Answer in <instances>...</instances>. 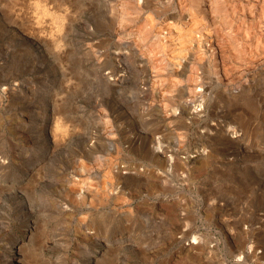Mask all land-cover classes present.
<instances>
[{"label":"bare ground","instance_id":"6f19581e","mask_svg":"<svg viewBox=\"0 0 264 264\" xmlns=\"http://www.w3.org/2000/svg\"><path fill=\"white\" fill-rule=\"evenodd\" d=\"M56 5L61 11H54L53 28L48 34L46 32V35L41 32L39 33L41 35H38L44 38L46 48L54 57V70L59 66L66 80L54 93V118L52 117L54 121L51 128L48 127L49 131L45 128L53 140V148L50 149L51 145L47 144L43 148L46 152L43 153L55 154L68 146L69 135L73 133L71 129H74L75 121H80V116L71 108L73 106L67 103L69 98H73L78 107L88 108L98 119L93 124L98 125L100 138L96 135L91 140L95 142L103 140L107 144H113L117 151L124 142L130 148L135 147L137 151L139 149L150 154L139 157L138 164L133 162L121 165L123 162L119 160L117 154L111 155L108 152L105 156L97 155L95 150L98 146L89 145L80 151L77 150L78 154L71 160V168H66L64 175L67 182L76 181L81 194L76 198L78 192L76 188L64 187L62 205L67 216H73L79 208L86 212V220L90 222L96 217L102 218L108 212L112 214L126 212L127 215H131L132 209L123 207V204L137 192L125 191L126 188L116 191L115 187L120 183L125 186L131 182L139 183L142 178L146 179L145 184L152 195L166 192V189L157 188L162 179L181 180L184 176L190 183L199 177H209L212 183L207 187L209 190L206 191L205 199L211 200L213 204L205 209L206 217L212 216V209L217 210L225 203L228 205L231 197L228 195L227 182H234L228 169L235 161L233 157L221 156L225 160L221 165L217 164L216 161L222 151L217 150L214 143L218 142L224 146L226 156L228 148H235L236 157L243 155L247 150V155L254 161L259 159V163L264 162V145L257 147V150L252 144H248V141L258 139L256 123L264 118V0H58ZM98 7L102 8V17L98 16L104 20V31L111 37V42L97 59L90 58L96 45H92L88 31L79 34V37L77 35L78 28L89 31L93 29L91 23L97 20ZM8 12H4V18L7 20L14 16ZM42 12L47 15L49 11L43 9ZM40 22H36L38 31H42ZM76 38L81 41L80 48L78 42L75 43ZM104 69H107L106 71L109 69L108 76L114 77L120 70H125V74L110 82L108 76L101 73ZM13 80L15 78L11 75L0 76V85H4L3 91L9 94V97L3 98V93H0V100L8 101L13 98L18 103L22 98L21 85L19 83L12 85ZM109 120L110 123L124 122L127 126L118 129L113 124L114 130L108 131L102 125ZM153 120L163 127L148 130L147 133L137 130V127H142V122ZM170 124L184 128L183 132L172 129L170 131L178 141L194 127L201 141L192 151L187 152L179 145L174 147L161 144L166 139L163 131L167 130ZM155 134H159L158 141L155 140ZM156 142L158 145L155 146ZM168 151L170 157L166 155ZM76 158H79L80 162L74 166ZM145 158L148 163H141ZM25 163L27 162L24 160L17 163L14 177L20 176V170ZM29 164H33V161H29ZM40 168L41 166L37 164L30 171V177L32 176L36 183L41 178L38 176ZM235 180L241 182L239 176ZM31 182L27 180L26 184ZM3 185L0 188H3ZM64 185L67 186L64 183L61 187ZM25 200L27 201L26 198ZM219 202L224 204L220 205ZM176 205L174 201L168 200L160 204L158 210L169 224H173V228L178 229L180 216ZM105 207L108 211H105ZM99 211L101 213L98 215ZM257 213L258 216L254 219L264 218L262 210ZM263 220L256 221L259 223L256 227L252 226L253 220L248 221L243 216H238L234 220L233 227L226 220V229L234 228L230 234H235L236 239H241L232 252L233 256L242 254V263L253 261L254 264H260L264 258V242L260 237L264 232ZM74 228L75 232H80L79 241H82L74 243L76 245L73 255L76 264H109L110 259L106 255L107 245L105 247L98 238H91L90 234L82 232L81 225L76 224ZM94 228L96 227L92 229ZM26 232L24 227L21 228L20 236L16 235L11 239L9 248L1 246L0 264H43V257H40L42 252L38 255L29 248H23L22 241ZM192 232L190 228L180 236H188ZM27 233L29 236L34 234ZM249 236L252 239L254 236L259 238L258 241H253L251 249L247 250ZM258 248L261 249L260 253L256 252ZM206 249V245H201L199 241L182 246L184 255L190 257L199 256L206 252Z\"/></svg>","mask_w":264,"mask_h":264},{"label":"rangeland","instance_id":"374dc122","mask_svg":"<svg viewBox=\"0 0 264 264\" xmlns=\"http://www.w3.org/2000/svg\"><path fill=\"white\" fill-rule=\"evenodd\" d=\"M57 1L58 0H0V44H2L0 45V76L4 74L13 76L15 80H13L12 85L19 83L21 85V94H23L18 103H16L13 98L8 101L0 100V187L4 184L3 188H0V249L1 246L9 248L11 239L16 235L20 236L21 228L24 227L25 232H32L34 234L31 236H29L27 232L25 236L21 234V236L24 237L22 241L23 248H29L38 255L42 252L40 257H43V264H51L52 262V264H76L73 255L74 247L77 243L82 241H79L80 232H75L74 226L79 224L81 225L80 230L82 232L84 231L86 234H90L91 238H98L101 240L100 243L103 242L105 247L107 245L108 251L106 247V255L110 259L109 264H254L252 263L253 261H245L242 263V254L233 256L232 251L237 248L236 246L241 239H236L235 234H230L231 230L233 231L234 228L226 229V220H228L231 223V227H233L234 220L238 216H243L248 221L253 220L252 226L256 227L259 225L256 221L261 222L264 219H254V217L258 216L257 212L260 210L264 212V162L259 163V159L255 160V162L254 159L247 155V150L244 151L245 153H243V155L241 154L239 157H236L235 154H237V151H235V148H228L229 150L227 149L226 156V154H224L226 150L223 151L224 146L218 142L217 144L216 142L214 143V147L222 151V153L216 162L221 165V162L225 160L222 159L221 156H224V158H234L235 163L228 169L230 175L232 174L231 176L234 178V182H227L229 190L228 195L231 197L229 204L227 205V203L224 204L223 202H219L221 203L220 205L224 204L223 207L221 206V208H217V210L212 209L213 211L211 212L213 214L211 217H206L205 209L211 207L213 203L210 202L211 200L205 198L209 190L207 187H210L212 180L208 179L209 177H199L189 183L182 175L181 180L176 178L162 179L161 183H158V190L166 189L164 194L153 193L151 195L149 188L146 186L147 184H145L146 179L144 178L140 179L139 183H129V186H125L122 183L118 184V187H115L116 191L126 188L125 191L132 190L137 192L132 196V200L129 199L128 202L123 204V207L132 209L133 213L131 215H127L126 212L123 214H112V212H108L105 213L102 218L96 217L93 222H90L88 219L86 220V212L79 208L78 212L73 214V216H67V213H65L66 209L62 205V199L65 193L63 190L64 187L76 188L78 191L76 198H79L81 194V191H79L80 189L76 185V181L67 182L64 175V170L68 167L71 168V160L75 154H78L76 152L77 150L80 151L89 145L98 146L97 150H95L97 155L105 156L108 155V152L111 155L117 154L116 156L123 162L121 165H128L127 163L133 164V162L138 164L139 157H146L149 153L139 149L137 151L135 147L130 148L124 142L122 146H119V151H117V148L112 146L113 144H107L103 140H97V142L91 140L93 136H100L98 125L93 124V122H97L98 119L93 116L94 114H92L88 108L84 109V107H78V105L73 102V98H69L67 103L75 108L71 107L72 110L80 116V121H75V127L71 129L73 133L69 135L68 146L55 154L48 155L43 153L46 152L43 148L47 144L51 145L50 149L53 148V140L46 131H49L48 127L50 126L51 128L54 121V119H52L54 115V93L66 80L62 76L59 66L54 70V57L51 51L46 48L47 46L46 41L43 40L44 38H40L39 36L41 34L46 35V32L48 34L49 30L53 28L54 11H61L56 5ZM43 9L49 11L47 15L45 12L43 14ZM98 10L97 20L91 23L93 29L89 31L87 29L78 28L79 31L77 35L79 37L81 33L84 34L85 31H88L89 37L93 42L92 45H96L94 46L95 52H91L90 58L97 59L111 42V37H108V35L105 34L107 31H104L105 23L101 18L102 8L98 7ZM4 12L14 15L13 18L7 20L4 18ZM98 15L101 17L99 18ZM37 18H39V20ZM36 19L37 21H35ZM39 21H41V30L43 32L38 31L39 27L36 22ZM40 32L41 34H39ZM35 34H37V36ZM104 37L106 41H104ZM75 40V43L78 42L77 44L80 48V39L76 38ZM43 41H45V43H43ZM9 55H12V58ZM106 70L107 69L102 70L101 73L108 76L109 69L108 71ZM124 74L125 70H120L116 76H108V80L112 82L122 77ZM3 87L5 86L0 85V93H3V98L9 97V94L3 91ZM9 103L13 104L11 105ZM110 121L111 120L102 125L108 131L114 130L113 124L114 127L118 129H124L127 126L124 122L121 124L120 122L110 123ZM173 125L170 124L167 130L164 129L163 132H165L166 139L164 142H161V144H168L174 147L179 145L183 151L187 152L192 151L201 141L196 135L195 127L193 130L183 135L184 137H180L181 141H178L170 131L172 129L176 132H183L184 128H180V126L178 127L175 124ZM256 125H258V139H253L251 142L248 141V144H252L254 148L256 147L257 149V147H262L260 145H264V118L259 120ZM15 126L16 128H14ZM141 126L142 127H137V130L141 133L143 131V133H147L157 127H163L156 120L142 122ZM173 128L176 129L174 130ZM158 135L159 134L154 135L156 141L159 139ZM172 141L174 142L171 143ZM99 143H101V145ZM102 143H104V145ZM156 145H158V142L155 143V146ZM166 155L170 157V152L168 151ZM182 156L184 157L185 154H182ZM22 160L27 163H25L20 170V176L17 175V177H14L16 165ZM75 160H78V162L75 161L74 163V166H77L80 159L76 158ZM29 161H33V164H29ZM142 162L148 163L146 158L144 161H141V163ZM255 163L257 166L254 165ZM37 164L41 166L38 173V176L41 178L38 183H36L34 178L32 179V176L30 177L31 169ZM235 170H237V172ZM240 170L241 172H239ZM210 171L211 169L208 173H210ZM237 176L241 178V182L235 180ZM27 180H30V182L33 180L34 182L32 181L33 183L26 184ZM22 182L26 185L22 184ZM245 182L248 183L246 184ZM61 183H65L67 186L64 185L61 187ZM30 185L33 187L31 188ZM255 192H257V194ZM168 200L174 201V203L177 204L176 210L180 216L178 220V229L173 228V224H169L165 216L161 215L158 210V206L162 203H166ZM218 204L216 205L217 207L219 206ZM105 209L101 210L108 211L107 207H105ZM224 209H226L225 212L223 211ZM100 213L101 211L98 212V215ZM217 213L218 216L216 217ZM261 213L262 212H260V214ZM93 227L96 228L92 229ZM190 228L193 230L192 233H189L188 236H180ZM226 232L228 233L226 234ZM26 235H28L29 238ZM260 237H262L264 242V232L263 236ZM248 238L250 241L246 244V249L250 250V246L253 244L252 242L258 241L259 236H254L253 239L251 236ZM197 241H199L201 245H206V252L196 257L184 255L182 246H186L189 242L196 243ZM256 252L260 253L261 249H256ZM260 264H264V258L260 261Z\"/></svg>","mask_w":264,"mask_h":264}]
</instances>
